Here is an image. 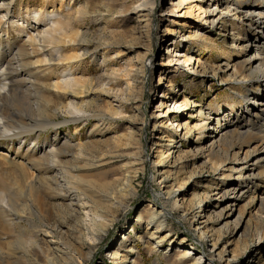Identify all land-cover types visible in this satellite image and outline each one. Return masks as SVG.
I'll return each instance as SVG.
<instances>
[{
  "label": "rangeland",
  "instance_id": "1",
  "mask_svg": "<svg viewBox=\"0 0 264 264\" xmlns=\"http://www.w3.org/2000/svg\"><path fill=\"white\" fill-rule=\"evenodd\" d=\"M206 1L154 0L152 8L139 7L141 5L139 0L6 1L12 13L7 18L8 21L5 19L2 24L1 28L4 31L1 38L2 43L10 40L18 43L28 41L30 37L36 36L37 31L48 29L52 21H66L67 18H70L72 23L70 26L72 30L70 27L68 30L85 34L87 41L89 40L86 45L66 43L67 40L65 44H57L55 49L50 50L63 58L79 55L84 49H87L89 53L77 60L52 62V68L50 65L47 67L50 74L48 72L37 73L39 79L51 80L52 85L58 81V84H63L75 79H90L94 81L93 84L95 83L93 92L85 100L89 104L93 103V111L87 112V114L83 113V115L79 114L83 118L77 123L72 120L74 117L66 116L63 111L59 112L60 115L57 118H53V122L57 124L56 128H58L59 145L71 143V146H76L90 143L82 150L77 148L74 151L75 153L78 150L82 152L78 156L76 165L80 170L74 171L82 177L84 181L82 185L86 186L85 182L91 181L95 184L97 194L116 197L112 213H108V218H105L107 224L112 220L113 223L100 233V237H96L95 229L90 228L86 221L85 227L88 231L83 228V243L86 247L84 253L89 258L86 264H122L120 263L121 257L127 254L129 247L133 249L128 253V261L124 264H178L181 260V251L187 248L180 245L182 241L191 246L189 247L190 260L193 261V258L202 253L205 256L210 255L208 241L199 242L197 240L199 233L193 231L194 227L190 226L191 222L198 220L199 210L187 212L181 205L173 207V200L181 202V198L176 193L174 196H178L177 198L173 196V199H167L164 194L165 183H159L160 173L157 172L163 166L155 164V155L159 154L161 149L163 152L174 151V157H179V161L174 159L177 164L173 172H183L188 177L192 172H195L189 182L184 176L182 177L187 182L184 189L185 198L189 199L193 195H197L201 199L204 198V203L210 206L209 208L217 202L214 199V183L219 180L221 175L211 172L210 166L205 165L206 151L198 150L202 149L203 144H198L196 141L199 133L194 131L179 140L176 136L181 137V129L176 132L172 126H169L173 124L175 128L183 123H187L190 127L199 126L200 119H197L196 113L200 110L205 114L207 112L219 114V109L223 113L233 112L237 109L238 85L226 78L228 73L224 67L225 63L232 67L238 60L242 61L245 54L240 53V55L237 52L238 49L234 52L230 50L231 31H229L228 25L231 22L229 19L224 20L228 29L225 31L220 26L221 24L211 26L208 22L206 23L207 19L211 18V14L200 15L198 9L204 10L207 5ZM180 2L182 4L179 6ZM240 2L249 3L254 0H240ZM257 4L259 3L257 2ZM82 7H85L86 17H79L76 13ZM39 8L42 9L41 12H39ZM221 10L222 6L219 5L217 12ZM145 14H147V18L144 17ZM40 17L47 21L40 22V24L34 21L35 18ZM228 17L232 19L230 14ZM25 20L28 21V24L25 23ZM196 29L207 39L204 44L188 39ZM5 32L8 35L5 36ZM252 34L253 32L250 33V36ZM0 35H2L1 32ZM95 49L97 51L93 60L91 55ZM225 52H228L227 55ZM187 57L193 60L191 67L182 62ZM37 58L41 59L42 55ZM195 63H198L199 67L195 66ZM141 64H144V68L139 71L138 68ZM212 67L214 71L211 70ZM126 69L127 71L134 70L131 76H134L135 80L131 86L133 84L136 91L130 95V98L125 94L127 78L122 77ZM105 70H108L107 73H111V75H107ZM112 71H117V73ZM160 75L167 79L168 85H172V92L168 90L163 92L167 87L158 86ZM98 82H101L100 85L103 84V87L110 91L101 92V88L96 85ZM51 90L56 95L60 94L52 87ZM65 98L64 105L73 101H83L77 97L69 99L68 95ZM174 99L175 107L172 104ZM185 101H188L190 106L181 107L178 110L177 108L184 105ZM163 102L165 107L160 108L159 106ZM106 106L116 109L119 114L111 116L106 112ZM95 107H99L100 110H96ZM166 110H169V114H171L169 120L164 115ZM143 120L145 121L144 126L141 125ZM162 121L166 122L163 126L160 124ZM153 123L157 125L155 130L152 128ZM95 125L98 129L91 131ZM53 132L55 130L51 128L44 132L41 131L40 142L52 141ZM162 133L166 137L175 138V143H171L173 146L166 147L165 142L162 144L159 142L158 137ZM65 139L66 142L63 143ZM28 145L29 141H25L22 147L17 150L19 147L17 142L5 143L0 145V154H5L9 158L16 155L18 162L30 163L28 160H32L35 155L38 156V153L26 152ZM85 148L88 150L84 154ZM71 155L65 160L70 164ZM88 162L94 164V167L83 170V166ZM123 165L136 170L130 191L119 197L101 193L100 191L104 188H113L112 180L119 176L118 169ZM15 166H11V164L0 166V183L7 188L5 193L14 200L16 205L21 207L25 202L24 197L20 195L22 191L18 190L16 181L23 185V180ZM37 169L34 164L32 171L35 174ZM169 169L172 167L170 166ZM261 171L260 166L254 169L256 175ZM221 172L219 171V173ZM50 175H52L51 172L46 176ZM180 180L182 181L181 178ZM256 181L260 191L257 196L264 197V181L259 182L261 179ZM39 195H42L41 192ZM48 202L54 204L53 198L52 200L48 199ZM246 202L247 200L239 202L238 207L228 219V223L234 221L237 212L242 207L245 210L246 221L255 215L259 209L258 206L245 208ZM97 204H100L99 200ZM85 208L87 211L89 206ZM96 208L98 209L99 206ZM162 209H164L166 223L158 236L163 237L169 233V240L160 242L155 248L156 241H159L158 236H150L155 227H152L153 229L148 227V230L146 223L153 210L159 212ZM54 211L61 214V209L58 207ZM40 212L42 217L49 222L50 217H47L44 210ZM81 213L85 214L84 211ZM202 214L204 215V212ZM62 217H58L55 221L60 223V227L65 231L72 226V223L68 220L62 221ZM138 217L141 218L138 219ZM0 222L3 220L0 219ZM208 224L211 229L219 227L216 225L215 218ZM21 226L27 233L33 235L35 228L33 222L23 221ZM18 232L19 230L16 229L14 234L7 236L6 241L13 242ZM245 234L246 230L243 227L235 235L224 234L221 240V245L227 248L224 260L229 259V264H249L247 262L250 258L259 251L260 253L254 257V264H264V248L262 251L258 250L254 253L255 247L251 243L252 238ZM123 236L126 239L123 240ZM68 237L72 242L75 240L72 231ZM38 239L46 243L47 246L51 245V242L57 243V239L47 238L44 235L38 236ZM241 241L243 242L242 246L238 244H242ZM0 243L5 242L0 241ZM263 244L264 239L261 246ZM10 245L4 247V251L11 247ZM233 255H235L234 259L231 258ZM224 260L222 262L215 261V264H228ZM7 263L22 264L21 262L16 263L15 258L3 257L0 259V264Z\"/></svg>",
  "mask_w": 264,
  "mask_h": 264
},
{
  "label": "bare ground",
  "instance_id": "2",
  "mask_svg": "<svg viewBox=\"0 0 264 264\" xmlns=\"http://www.w3.org/2000/svg\"><path fill=\"white\" fill-rule=\"evenodd\" d=\"M6 1L9 0H0V32L2 34L0 35V145L17 142L19 145L17 150H19L25 141H29L26 152L32 151L33 153L34 151L38 153V156L35 155L32 160H28L30 164L23 161L18 162L16 155L9 158L5 154H0V166L16 165L15 167L22 175L23 185L19 181H16V184L18 190L22 191L20 195L24 197L25 202L21 207L16 205L14 200L5 193L7 191L5 185L0 183V219L3 220L0 222V241L5 242L0 243V259L3 257L15 258L16 263L21 262L22 264H86L89 259L84 253L86 247L83 243V228L88 231L85 227L86 221L90 228L95 229L96 237H100V233L113 223L112 220L111 223L107 224L105 218H108V213H112L116 197L97 194L95 184L91 181H86V186L82 185L84 183L82 177L74 172L80 170L76 165L78 164V156L82 152L78 150L75 153L74 151L77 148L82 150L90 143L76 146H71V143L59 145L58 128H56L57 124L53 122V118H57L60 115L59 112L63 111L66 116L74 117L72 120L77 123L83 118L79 114L83 115V113L87 114V112L93 111V103L89 104L85 100L93 92L95 83L93 84L94 81L90 79H75L70 82L62 81L63 84H58V81L52 85L51 80L39 79L37 73L48 72L50 74L51 72L47 71V67L50 65L52 68V62L77 60L89 53L87 49H84L79 55L63 58L50 50L55 49L57 44H65L67 40L66 43L73 42L77 45H86L89 40L87 41L85 34L68 30L72 23L71 19L67 18L66 21H52L48 29L37 31L36 36L30 37L28 41L18 43L10 40L2 43L1 38L4 35L1 28L2 24L5 19L8 21L7 18L12 13ZM139 1L141 2L139 7L152 8L154 5V0ZM206 3L204 10L198 9L200 15L211 14V18L207 19L206 23L208 22L211 26L221 24L220 26L228 31L224 20L229 19L232 23L228 25L229 31H231L230 50L234 52L238 49L236 51L239 54L246 55L248 53L249 55H243V60H238L232 67H229L228 63H225L224 67L228 73L226 78L238 85L239 102L235 111L223 113L219 109V114H213V112L205 114L200 110L196 113L197 119H200L199 126L190 127L187 123H183L174 128L173 124L169 125L176 132L181 129V137L176 136L179 140L194 131L199 133L196 141L198 144H203L202 149L198 150L206 151L207 161L205 165L210 166L211 172L221 175L219 180L214 183V199L217 202L209 208L210 206L204 203V198L201 199L197 195L186 199L184 194L186 181H191L195 172H192L189 177L183 172L174 173L173 170L177 164L175 160L179 161V157H174V151L163 152L161 149L160 153L155 155V164L160 167L163 166L157 172L160 173L161 180L159 183H165V196L170 199L178 193L181 202L173 200V207L181 205L187 212L199 210L198 220L191 222L190 226L194 227L193 231L199 233L197 238L199 242L207 240L210 244V255L205 256L202 253L193 258L192 261L189 259L190 244H186L184 241L180 242V245L187 248L181 251V260L178 264H215V261L222 262L227 253V248L221 245L224 234L232 233L235 235L242 227L246 230L245 235H250L252 238L251 243L255 247L254 253L258 250L262 251L264 248V244L261 246L264 239V197L262 195L257 196L260 191L256 184L257 179H261L259 182L264 181V0H254V2L249 3H243L240 0H207ZM181 4L180 2L179 6ZM219 5L222 6V10L217 12ZM39 9L41 12L42 9ZM76 13L79 17H86L87 15L85 7L77 10ZM228 14L232 16V19L228 17ZM146 15L145 18H147ZM25 21V23L28 22ZM34 21L40 24V22L47 20L40 17L35 18ZM145 21L147 22V20ZM70 29L72 30L71 27ZM199 32L197 29L194 30L193 35L189 36L188 39L204 44L207 39ZM252 32L253 34L250 36ZM6 35H8L7 32H5ZM116 44L118 45V43ZM93 51L91 58L94 60L97 49ZM39 55H42L41 59L37 58ZM181 57L184 56L181 55ZM182 62L188 64L189 67L193 65V60L190 57L185 58ZM195 66L199 67V64L195 63ZM143 68L144 64H141L138 70L142 71ZM211 70L214 71L213 67ZM133 71L126 69L122 76L127 78L125 80L127 87L125 94L128 98L136 91L134 85L131 86L135 80L134 76H131ZM105 72L107 73L108 70ZM112 72L117 73V71ZM107 75H111V73H107ZM166 80L163 75H160L158 86L167 87L163 92H167V90L172 92L173 87L168 85ZM100 83L98 82L96 85L101 88V92L110 91L106 90ZM51 87L60 94H54ZM67 95L69 99L77 97L83 101L71 102L69 100L71 103L68 101L69 104L64 105L63 102ZM172 104L174 107L176 106L175 99L172 100ZM187 106H190V103L185 101L184 105L177 109L180 110L181 107L186 108ZM159 107L164 108V102ZM95 108L100 110L99 107ZM106 112L110 113L111 116L119 114L116 109L109 106H106ZM169 113V110L164 112L168 120L171 115ZM165 123L162 121L160 124L163 126ZM141 125H145L144 120ZM156 127V123H153V130ZM50 128L55 130L53 140L41 143V131L44 132ZM94 129H98V127L95 125L91 131ZM158 140L161 144L165 142L166 147L173 146L171 143H175L174 137H166L163 133L159 135ZM87 150L85 148L83 153L85 154ZM70 154H72L71 164L65 161ZM34 164L38 168L36 174L32 171ZM170 166L172 169H169ZM258 166L262 171L256 175L254 169ZM93 167L94 164L88 162L83 166V170ZM219 171L222 172L219 173ZM50 172L52 175L46 176ZM118 172L119 176L112 180L113 188H104L100 191L101 193L119 197L130 191L136 170L123 165L118 169ZM183 176L187 179L186 181L183 180ZM39 192L42 195H39ZM52 198L54 204L48 202V199L52 200ZM98 200L100 204H97ZM241 200H247L246 205H244L245 208L257 205L259 209L255 215L246 221L245 210L242 207L237 212L234 221L228 223V219ZM87 206L89 209L86 211L85 207ZM96 206L99 208L97 209ZM57 207L61 209V214L55 213L54 209ZM41 210H44L47 217H50L49 222L42 217ZM163 210L159 212L153 210L150 214L146 228L155 227L150 234L151 237L158 236L166 223ZM83 211L84 215L81 213ZM60 216H63L62 221L68 220L72 223L69 229L63 231L60 223L55 221ZM214 218L219 227L211 229L208 223ZM23 221H30L35 224L33 235L23 229L21 226ZM16 229L19 232L14 241H6L7 236L14 234ZM71 231L75 235L73 242L68 237ZM40 235L55 238L57 243L51 242L52 246H47L46 243L38 239ZM168 236L169 233L163 237L158 236L159 241H156L155 248L160 242L169 240ZM243 236L244 234L241 236V240ZM122 239L126 238L123 236ZM9 244L11 247L5 250L7 254L3 248ZM238 244L242 246L243 242ZM131 249L133 248H128L127 254L121 257L120 263L124 264L128 261V253ZM258 253L260 252L258 251L256 255ZM255 256L251 257L247 263L254 264ZM234 257L235 255L231 256L232 259ZM224 261L228 263L229 259Z\"/></svg>",
  "mask_w": 264,
  "mask_h": 264
}]
</instances>
